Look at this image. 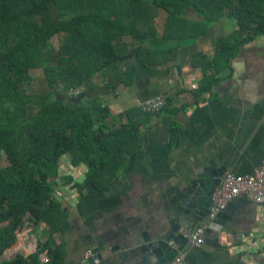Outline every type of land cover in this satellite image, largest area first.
Masks as SVG:
<instances>
[{"label":"trees","instance_id":"trees-1","mask_svg":"<svg viewBox=\"0 0 264 264\" xmlns=\"http://www.w3.org/2000/svg\"><path fill=\"white\" fill-rule=\"evenodd\" d=\"M225 16L239 30L216 54L232 58L247 36L264 33V0H0V162L3 155L8 161L0 167V264H64L65 245L55 235L72 224L54 194L62 160L87 166L84 182L75 184L80 191L105 192L107 181L130 173L145 152L135 113L111 125L110 107L78 92L89 94L99 80L110 88L127 84L139 66L175 61L183 45ZM36 70L47 80L39 91ZM31 235L41 237L36 251L17 249L1 261Z\"/></svg>","mask_w":264,"mask_h":264},{"label":"crops","instance_id":"crops-1","mask_svg":"<svg viewBox=\"0 0 264 264\" xmlns=\"http://www.w3.org/2000/svg\"><path fill=\"white\" fill-rule=\"evenodd\" d=\"M238 30L236 21L225 16L204 36L183 45L175 61L139 66L132 82L112 88L99 80L85 94L110 107L114 119L135 113L143 121L145 152L130 173L107 181L105 192L94 186L80 191L75 184L84 182L87 166L62 160L54 194L72 224L67 234L55 235L65 245L64 264H85L95 249L98 264H139L144 233L164 232L185 215V191L197 170L226 165L229 172L245 176L263 165L264 33L247 36L252 39L232 58L216 54L217 44ZM160 96L167 98L163 113L141 111L142 103ZM233 213L221 246H190V252L200 255L202 263L264 264V204L249 199ZM40 238H21L6 256L17 249L28 255ZM29 244L35 245L32 251Z\"/></svg>","mask_w":264,"mask_h":264},{"label":"water","instance_id":"water-1","mask_svg":"<svg viewBox=\"0 0 264 264\" xmlns=\"http://www.w3.org/2000/svg\"><path fill=\"white\" fill-rule=\"evenodd\" d=\"M84 96L85 94H82L79 99ZM230 169L231 167L225 165L222 168L208 167L197 170L196 175L185 191L187 196V204L184 207L185 215L180 220L172 222L171 228L164 230V232L155 233L152 236L149 233H144L140 248L142 257L139 264H170L176 259L179 252L187 253L183 264H210L209 262H200L201 256L192 251L190 252L189 235L201 223L208 222L207 244L217 242L218 246H221L219 241L226 233L227 221L232 219L233 211L237 209L240 202L249 201L247 197L238 198L214 220H210L212 208L215 204L214 195L221 187L223 178ZM172 245H175L177 249H174ZM98 252V249L93 251L95 255ZM6 258L7 256H4L1 261Z\"/></svg>","mask_w":264,"mask_h":264},{"label":"built area","instance_id":"built-area-1","mask_svg":"<svg viewBox=\"0 0 264 264\" xmlns=\"http://www.w3.org/2000/svg\"><path fill=\"white\" fill-rule=\"evenodd\" d=\"M166 106L167 98L160 96L142 103L140 109L147 116H157L163 113ZM241 197H247L256 204H264V163L254 174L242 176L231 171L225 175L221 187L214 195L215 204L212 208L210 220H214L232 202ZM208 227V222H203L191 232L189 239L192 247L201 248L207 243L206 233ZM28 248L32 251L35 245L29 244ZM185 258L186 253L182 252L170 264H183ZM84 263L98 264V259L92 251H89Z\"/></svg>","mask_w":264,"mask_h":264},{"label":"rangeland","instance_id":"rangeland-1","mask_svg":"<svg viewBox=\"0 0 264 264\" xmlns=\"http://www.w3.org/2000/svg\"><path fill=\"white\" fill-rule=\"evenodd\" d=\"M165 18H166V13L161 10L160 14L156 20V25H157V29H158L159 34H161L163 31ZM126 40H127V42H131L130 38H126ZM54 45H55L56 49H58L59 41L57 38H55ZM32 78L36 82V85L34 86V89H36V91L41 90L44 86L47 85L46 75L44 74V72L42 70L33 71ZM7 165H8V161L6 159V156L3 155L1 162H0V167L4 168ZM33 251H36V250H33Z\"/></svg>","mask_w":264,"mask_h":264}]
</instances>
